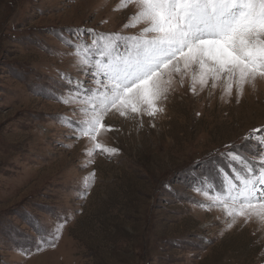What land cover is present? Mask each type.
<instances>
[{"label": "rangeland", "instance_id": "obj_1", "mask_svg": "<svg viewBox=\"0 0 264 264\" xmlns=\"http://www.w3.org/2000/svg\"><path fill=\"white\" fill-rule=\"evenodd\" d=\"M114 9L120 0H0V264H264V220L233 223L195 190L204 176L220 186L227 153L264 151V78L228 95L223 80L194 93L176 77L164 113L108 114L99 139L118 152L92 163V142L58 119H83L50 98L65 93L62 74L96 87L61 37L143 27H123L133 6Z\"/></svg>", "mask_w": 264, "mask_h": 264}, {"label": "snow or ice", "instance_id": "obj_2", "mask_svg": "<svg viewBox=\"0 0 264 264\" xmlns=\"http://www.w3.org/2000/svg\"><path fill=\"white\" fill-rule=\"evenodd\" d=\"M129 6L135 11L123 27L143 25L134 35L76 29L71 39L61 37L72 48L69 55L80 75L91 77L96 85L88 87L86 80L64 73L65 93L50 94L58 102L80 106L72 112H80L83 119H58L76 133L75 139L92 142L86 149L88 163L94 162L97 152H118L99 139L102 132L113 130L105 123L109 113L155 117L164 111L161 102L173 90L176 77L183 85L189 76L194 93L197 84L203 90L210 80L212 88L223 80L228 95L234 85L242 95L246 84L264 78V0H120V9ZM261 131L253 129L244 139H256L254 134ZM257 142L264 144V135ZM227 157L231 171L218 168L219 187L208 176L197 182V192L205 197L212 193L210 203L199 206L220 207L233 223L236 217L264 220V151L252 155L231 151ZM90 175L94 180L95 173ZM61 228L56 226L53 238Z\"/></svg>", "mask_w": 264, "mask_h": 264}, {"label": "bare ground", "instance_id": "obj_3", "mask_svg": "<svg viewBox=\"0 0 264 264\" xmlns=\"http://www.w3.org/2000/svg\"><path fill=\"white\" fill-rule=\"evenodd\" d=\"M189 84H190V83H189ZM168 97H169V96H168ZM208 99H209V98H208ZM163 113H164V112H163ZM160 114H161V113H160ZM171 114H172V113H171ZM165 115H166V114H165ZM158 116H159V115H158ZM163 118H164V117H163ZM165 119H166V118H165ZM123 129H124V128H123ZM58 258H59V257H58ZM58 261H59V259H58ZM60 261H61V260H60ZM60 261H59V262H60Z\"/></svg>", "mask_w": 264, "mask_h": 264}]
</instances>
